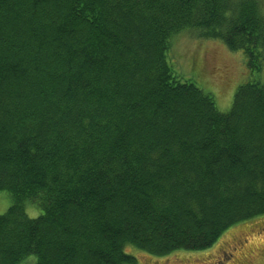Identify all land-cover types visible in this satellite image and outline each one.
<instances>
[{"label":"trees","instance_id":"obj_1","mask_svg":"<svg viewBox=\"0 0 264 264\" xmlns=\"http://www.w3.org/2000/svg\"><path fill=\"white\" fill-rule=\"evenodd\" d=\"M180 33L264 70L256 0H0V264H137L264 218V81L220 111Z\"/></svg>","mask_w":264,"mask_h":264},{"label":"rangeland","instance_id":"obj_2","mask_svg":"<svg viewBox=\"0 0 264 264\" xmlns=\"http://www.w3.org/2000/svg\"><path fill=\"white\" fill-rule=\"evenodd\" d=\"M256 1L264 13V0ZM171 52L179 61L176 64L181 68L183 76L200 77L222 112L231 107L238 86L248 80L264 81V70L260 74L249 75L242 53L229 52L219 41L197 42L187 33H180L172 39ZM11 204V195L0 191V215L4 214ZM25 207L28 217L36 218L40 215V211L34 205L27 203ZM222 252L227 255L232 253L234 263L228 260L229 264H264V218L233 226L216 244L202 252L177 251L166 257L155 258L133 248L126 251L136 259L137 264H220ZM19 264H36V259L30 256Z\"/></svg>","mask_w":264,"mask_h":264},{"label":"flooded vegetation","instance_id":"obj_3","mask_svg":"<svg viewBox=\"0 0 264 264\" xmlns=\"http://www.w3.org/2000/svg\"><path fill=\"white\" fill-rule=\"evenodd\" d=\"M222 254H223V256H222V261L220 262V264L221 263H227V264H229V262L234 263V260L232 259V257H233L232 253H230V254L227 255V254H225V253L222 252ZM228 260H229V262H228Z\"/></svg>","mask_w":264,"mask_h":264}]
</instances>
